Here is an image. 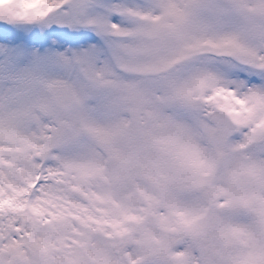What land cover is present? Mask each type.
<instances>
[{
	"label": "snow or ice",
	"instance_id": "snow-or-ice-1",
	"mask_svg": "<svg viewBox=\"0 0 264 264\" xmlns=\"http://www.w3.org/2000/svg\"><path fill=\"white\" fill-rule=\"evenodd\" d=\"M0 264H264V0H0Z\"/></svg>",
	"mask_w": 264,
	"mask_h": 264
}]
</instances>
